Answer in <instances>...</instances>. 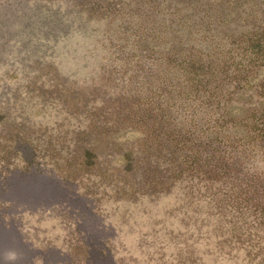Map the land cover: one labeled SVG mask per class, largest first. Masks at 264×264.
<instances>
[{
	"label": "trees",
	"instance_id": "trees-1",
	"mask_svg": "<svg viewBox=\"0 0 264 264\" xmlns=\"http://www.w3.org/2000/svg\"><path fill=\"white\" fill-rule=\"evenodd\" d=\"M44 1L69 3L82 28L100 24L91 33L103 66L82 84L44 66L50 83L31 91L65 121L15 126L24 160L90 195L101 186L124 201L173 194L202 215L194 224L214 218V231L264 256V0ZM14 154L0 152L2 165Z\"/></svg>",
	"mask_w": 264,
	"mask_h": 264
},
{
	"label": "rangeland",
	"instance_id": "rangeland-1",
	"mask_svg": "<svg viewBox=\"0 0 264 264\" xmlns=\"http://www.w3.org/2000/svg\"><path fill=\"white\" fill-rule=\"evenodd\" d=\"M60 3L62 13L55 14ZM60 3L0 0V152L21 151L10 165L0 162V264H7L9 250L17 253L14 264H264V256L236 245L227 228L214 231V218L194 224L202 215L180 209L173 194L153 203L124 201L101 186L90 195L50 164L24 160L15 126L65 121L57 106L31 91L44 66L55 62L67 82L79 84L97 78L103 66L98 33H91L100 24L82 28L69 3Z\"/></svg>",
	"mask_w": 264,
	"mask_h": 264
},
{
	"label": "clouds",
	"instance_id": "clouds-1",
	"mask_svg": "<svg viewBox=\"0 0 264 264\" xmlns=\"http://www.w3.org/2000/svg\"><path fill=\"white\" fill-rule=\"evenodd\" d=\"M17 258H18L17 253L13 250H9L4 254V259L7 262V264H14Z\"/></svg>",
	"mask_w": 264,
	"mask_h": 264
}]
</instances>
